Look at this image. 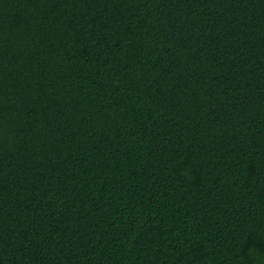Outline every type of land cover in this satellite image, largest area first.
<instances>
[{"label": "trees", "instance_id": "trees-1", "mask_svg": "<svg viewBox=\"0 0 264 264\" xmlns=\"http://www.w3.org/2000/svg\"><path fill=\"white\" fill-rule=\"evenodd\" d=\"M0 264H264V0H0Z\"/></svg>", "mask_w": 264, "mask_h": 264}]
</instances>
